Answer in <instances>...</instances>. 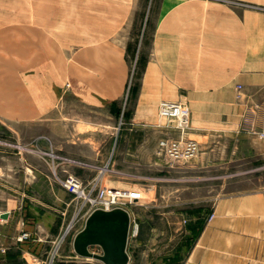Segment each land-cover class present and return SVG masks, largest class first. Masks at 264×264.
<instances>
[{
    "label": "rangeland",
    "instance_id": "rangeland-1",
    "mask_svg": "<svg viewBox=\"0 0 264 264\" xmlns=\"http://www.w3.org/2000/svg\"><path fill=\"white\" fill-rule=\"evenodd\" d=\"M59 1L64 4V13L71 10L76 16L95 14V6L88 0ZM10 2L13 4L12 0L7 1ZM152 2L125 0L118 3L115 11L102 16L106 27H99L103 29L98 31H91L89 25L79 20L72 21L70 29L80 30L79 36L100 45L98 59H93L89 51L86 61L80 63V52L85 48L89 50L91 44L80 45L69 35H48L45 59L59 60L62 72L61 80L55 85L30 81L31 75L26 73L24 65L36 56L21 54L27 45L35 44V40L29 38L23 25L19 26L22 29L6 36L5 40L20 45L21 52L0 48V56L11 62L10 66H0V88L10 92L8 100L0 97V208L18 205L20 210V203L32 198L57 209L59 217L47 213L38 218L29 208L25 215L20 214L19 228L0 229V264H64L58 261L64 255L67 260H76L65 264L98 263L93 258H81L73 251L72 238L82 228L84 219L79 218L66 228L77 207L58 181L66 172L78 176L85 185L96 181L98 186L139 189L142 199L125 208L137 224V230L142 224L146 235L151 234L156 256L179 248L180 254L173 262H179L191 244V241H183L188 214L204 209L206 220H210L212 208L220 198L244 193L264 194V121L261 129L250 132L261 145L260 150L254 148L251 140L240 144L238 152H233L232 142H223L222 148L214 151L221 155L219 160H213L214 164L202 157L201 138L193 134L188 136L199 143L197 151L177 162L171 163L158 153L151 129H140L141 135L144 131L147 133L146 138L151 142L149 148H124L127 129H122V116L126 102L135 92L140 54L151 47V39L145 34ZM20 3L24 8L28 6L24 0ZM20 6L15 13H20ZM32 22L41 29L39 22L34 19ZM53 67H47V72L55 71ZM16 80H23V84L14 85ZM27 89H33L34 93L50 91L35 104L38 112L27 110L29 100L22 96V91ZM19 98L23 100L19 102ZM156 117L165 127V133L171 129V122ZM138 131H132L130 140L138 139ZM58 157L76 163H60ZM62 211L65 215L60 213ZM33 214L32 222L26 223V218ZM23 231L31 238L26 246L18 241ZM50 240H54L52 247L40 250L39 244ZM180 242L182 246L178 247ZM90 250L100 251L97 246ZM143 260L145 258L141 264H147Z\"/></svg>",
    "mask_w": 264,
    "mask_h": 264
},
{
    "label": "crops",
    "instance_id": "crops-1",
    "mask_svg": "<svg viewBox=\"0 0 264 264\" xmlns=\"http://www.w3.org/2000/svg\"><path fill=\"white\" fill-rule=\"evenodd\" d=\"M88 1L95 6L94 15L76 16L71 10L69 15L86 25L85 21H93L95 24L89 25L91 31L105 28L106 21L102 16L111 14L118 3L125 2ZM152 7L146 17L145 34L151 39V47L140 54L135 92L126 102L122 116V129H127L124 148L150 147L147 133L144 131L141 135L140 129L152 130L153 144L166 134L165 127L156 117V104L162 99L181 101L188 108L190 126L187 135L201 138L202 157L209 164L221 158L220 153L216 155L214 151L220 150L223 142H232L233 152H238L240 144L251 140L254 148L260 150L261 145L250 132L261 129L264 121V0H153ZM79 35L75 33L70 37L80 45L88 44L87 38ZM32 40L41 50L42 40L38 37ZM93 43H89V50L85 48L80 52V63L85 62L80 56L83 53L89 56V51H92L93 59H98L100 45ZM58 69L61 75L60 67ZM34 71L35 67H28L26 72L31 75L33 84L38 81L33 77L37 73ZM40 82L58 84L43 79ZM13 84L22 85L23 80ZM34 92L33 89L22 91V96L29 100L26 109L30 113L38 112L35 104L50 94L43 90H36L38 94ZM0 93L8 95L6 99L10 97L8 90L0 88ZM136 129L139 130L138 139L130 140ZM20 205V210L18 205L0 208V213H7L6 218L0 217V229L19 228V216L25 215L29 208L38 218L47 213L59 217L57 209L42 201L31 198ZM212 212L210 220H206L204 209L188 214L183 241H191V244L179 262H173L180 254L179 248L156 256L151 234L146 235V228L141 224L136 235L128 236V264H141L143 258L147 264H264V194L244 193L220 198ZM34 214L26 218V223L32 222ZM39 223L44 228L43 223ZM199 224H202L200 228ZM20 242L26 246L31 242L30 235ZM52 244L54 240L43 241L38 247L43 250L51 248ZM62 257L58 261L64 264L76 262L65 259V255Z\"/></svg>",
    "mask_w": 264,
    "mask_h": 264
},
{
    "label": "built area",
    "instance_id": "built-area-1",
    "mask_svg": "<svg viewBox=\"0 0 264 264\" xmlns=\"http://www.w3.org/2000/svg\"><path fill=\"white\" fill-rule=\"evenodd\" d=\"M237 87L240 88V86ZM157 116L172 123L171 129H167L166 135L157 142L158 153L171 163L192 156L197 151L199 143L187 135L190 126L188 108L181 101L160 100L157 105ZM58 158L60 163H76L75 160L69 158ZM58 181L72 200L77 203L66 228L73 225L79 218L85 220L94 209L109 210L120 207L126 210L125 205L135 204L142 199V192L139 189L98 186L96 181L85 185L78 176L70 172H66L58 178ZM60 213L65 215V211ZM129 219V235L134 236L137 233V224L133 222L130 215ZM28 237L29 234L23 231L18 236V241H23Z\"/></svg>",
    "mask_w": 264,
    "mask_h": 264
},
{
    "label": "bare ground",
    "instance_id": "bare-ground-1",
    "mask_svg": "<svg viewBox=\"0 0 264 264\" xmlns=\"http://www.w3.org/2000/svg\"><path fill=\"white\" fill-rule=\"evenodd\" d=\"M10 0H0V48L7 52H14L17 53L21 52L19 48V44L17 42H12L5 40L6 36L10 33L20 30L19 26L23 25V30H25L26 34L32 40L33 37H38V39L42 40L41 42V50L37 47V44L27 45L26 49L22 51L21 55L33 53L36 56V59H31L27 65H24V69L26 70L28 67L36 69L33 77L38 78V81L48 80L49 82H59L61 79V75L57 72L60 67V61L55 60H46L47 58V49H48V35H62V36H72L75 33H80L78 29H70L73 19L68 13H64V4L61 2L59 5L55 2V0H24L26 1V5L22 7L20 0H12L13 4L7 3ZM16 1V3H15ZM19 1V2H18ZM21 5V6H20ZM20 6L21 11L20 13H15L14 11ZM64 16V17H63ZM31 17V19H30ZM34 19L37 23L41 25V29L38 30L32 22ZM87 25H94L95 23L92 21H85ZM20 24V25H19ZM44 29V30H43ZM57 33V34H56ZM91 41H88V44ZM84 45V44H83ZM81 61H86L88 55L83 53L81 56ZM80 58V59H81ZM38 62V63H37ZM11 62L5 60L0 56V66H10ZM54 66L51 68L55 71H48L47 67ZM50 69V68H49ZM43 71H45L43 73ZM31 76H29L30 78ZM1 80V77H0ZM22 81V80H18ZM4 99L7 98L8 95L0 93V97ZM6 96V97H4ZM8 100V99H6Z\"/></svg>",
    "mask_w": 264,
    "mask_h": 264
},
{
    "label": "water",
    "instance_id": "water-1",
    "mask_svg": "<svg viewBox=\"0 0 264 264\" xmlns=\"http://www.w3.org/2000/svg\"><path fill=\"white\" fill-rule=\"evenodd\" d=\"M0 217L6 218L7 213H0ZM129 227V213L125 209H94L85 218L82 228L74 234L73 251L79 257L93 258L103 264H128ZM93 246L99 248V253L90 250Z\"/></svg>",
    "mask_w": 264,
    "mask_h": 264
}]
</instances>
